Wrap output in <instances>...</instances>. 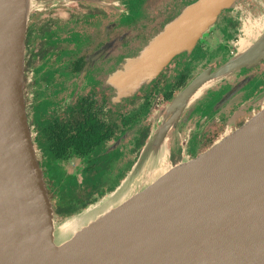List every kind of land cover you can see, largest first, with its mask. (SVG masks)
<instances>
[{
  "label": "water",
  "instance_id": "obj_1",
  "mask_svg": "<svg viewBox=\"0 0 264 264\" xmlns=\"http://www.w3.org/2000/svg\"><path fill=\"white\" fill-rule=\"evenodd\" d=\"M240 1H186L108 77L116 97L133 95L167 64L188 57L220 14ZM171 2L177 0H145L130 15L142 20ZM34 5L0 0V264H264V108L195 159L169 164L167 148L168 132L207 88L264 54V32L176 95L128 176L64 221L75 220L57 241L60 224L37 162L24 93ZM260 106L264 89L232 117Z\"/></svg>",
  "mask_w": 264,
  "mask_h": 264
},
{
  "label": "flooded vegetation",
  "instance_id": "obj_2",
  "mask_svg": "<svg viewBox=\"0 0 264 264\" xmlns=\"http://www.w3.org/2000/svg\"><path fill=\"white\" fill-rule=\"evenodd\" d=\"M34 1L26 31V110L48 197L63 216L115 190L176 95L204 69L234 57L264 32V0L225 10L199 41L198 55L192 56L196 47L133 95L118 98L108 77L189 0L171 2L142 20L130 13L145 0ZM137 47L136 54L123 57ZM217 82L168 132L173 165L197 158L264 108L232 117L264 89V54Z\"/></svg>",
  "mask_w": 264,
  "mask_h": 264
},
{
  "label": "rangeland",
  "instance_id": "obj_3",
  "mask_svg": "<svg viewBox=\"0 0 264 264\" xmlns=\"http://www.w3.org/2000/svg\"><path fill=\"white\" fill-rule=\"evenodd\" d=\"M248 2H249V0H241L240 3L237 5V7L240 8V9H243V8L245 7V5L248 4ZM254 12H257L256 9H254ZM207 35H208V33H206V34L204 35L203 38H205V36H207ZM203 38H202V40H203ZM202 40H201V42H202ZM138 48H139V47L129 49L128 51L124 52L125 54L123 55V57H126V56H129V55H134V54H136V53L138 52ZM198 49H199V48L197 47L196 50L194 51V53L192 54V56L198 55ZM216 83H218V82H216ZM216 83L212 84L209 88H211V87H213L214 85H216ZM209 88H207L206 90H208ZM27 90H28L29 92H30V90H33V89L31 88V84H28V85H27ZM206 90H205V91H206ZM205 91L203 92V94L205 93ZM200 94H201V93H200ZM200 94H199V95H200ZM203 94H202V95H203ZM199 95H198V96H199ZM29 96H30V95H29ZM29 101H31V100H29ZM194 103H195V102H193V103L190 105V107L187 108V109H190L191 106H192ZM30 107H31V105H30ZM158 125H159V122H158V121H155V122L153 123V128H152V130H154ZM169 144H170V143L167 141V148H168V150H169V152H170ZM140 156H141V155H140ZM169 163L172 164V163L170 162V156H169ZM129 173H130V172H129ZM49 182H50V181H49ZM137 184H138V182H137ZM109 194H110V193H107L106 195H104V197H106V196L109 195ZM104 197H102L101 199H103ZM101 199H100V200H101ZM98 200H99V199H98ZM54 202H55V201H54ZM53 207H54V205H53ZM82 213H83V212H81V214L75 213V214H72V215L63 216V215L59 214L58 212H56V211H55V207H54V218H55L56 224H57V225L60 224V225H59V230L61 231L60 233L57 234V238H56L57 241L60 240V239H62V237H63V233L67 232L68 229H69V227L71 226V224L75 222V220H72L71 222H69V221L64 222V221H66L67 219H70V218L76 217V216H80V215H82ZM62 222H64V223H62ZM61 223H62V224H61Z\"/></svg>",
  "mask_w": 264,
  "mask_h": 264
},
{
  "label": "trees",
  "instance_id": "obj_4",
  "mask_svg": "<svg viewBox=\"0 0 264 264\" xmlns=\"http://www.w3.org/2000/svg\"><path fill=\"white\" fill-rule=\"evenodd\" d=\"M72 213H67V214H65L66 216H68V215H71Z\"/></svg>",
  "mask_w": 264,
  "mask_h": 264
},
{
  "label": "bare ground",
  "instance_id": "obj_5",
  "mask_svg": "<svg viewBox=\"0 0 264 264\" xmlns=\"http://www.w3.org/2000/svg\"><path fill=\"white\" fill-rule=\"evenodd\" d=\"M170 164V163H169Z\"/></svg>",
  "mask_w": 264,
  "mask_h": 264
}]
</instances>
